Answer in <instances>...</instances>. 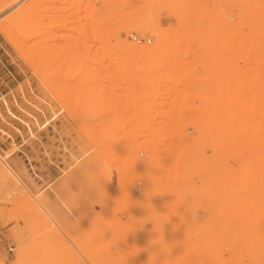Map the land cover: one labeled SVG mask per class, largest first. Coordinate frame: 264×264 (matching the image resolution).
<instances>
[{
    "label": "rangeland",
    "instance_id": "rangeland-1",
    "mask_svg": "<svg viewBox=\"0 0 264 264\" xmlns=\"http://www.w3.org/2000/svg\"><path fill=\"white\" fill-rule=\"evenodd\" d=\"M0 264H264V0H0Z\"/></svg>",
    "mask_w": 264,
    "mask_h": 264
},
{
    "label": "built area",
    "instance_id": "built-area-1",
    "mask_svg": "<svg viewBox=\"0 0 264 264\" xmlns=\"http://www.w3.org/2000/svg\"><path fill=\"white\" fill-rule=\"evenodd\" d=\"M132 38H133L136 42H138V43H143V42L146 41L145 38H142V37H140V36H138V35H133ZM147 40L150 42L149 39H147Z\"/></svg>",
    "mask_w": 264,
    "mask_h": 264
},
{
    "label": "bare ground",
    "instance_id": "bare-ground-1",
    "mask_svg": "<svg viewBox=\"0 0 264 264\" xmlns=\"http://www.w3.org/2000/svg\"><path fill=\"white\" fill-rule=\"evenodd\" d=\"M242 1V0H241ZM134 40V39H133ZM150 40V42L146 39V41L145 42H147V43H151V39H149ZM135 41V40H134ZM138 43V42H137ZM140 44V43H139ZM2 169V168H1ZM10 192H11V190H10ZM8 194H9V192H8Z\"/></svg>",
    "mask_w": 264,
    "mask_h": 264
}]
</instances>
